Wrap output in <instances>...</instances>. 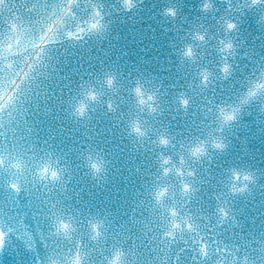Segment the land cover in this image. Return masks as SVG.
Instances as JSON below:
<instances>
[{"label": "water", "instance_id": "1", "mask_svg": "<svg viewBox=\"0 0 264 264\" xmlns=\"http://www.w3.org/2000/svg\"><path fill=\"white\" fill-rule=\"evenodd\" d=\"M38 1L39 0H32L30 2L27 6L28 9L23 11L19 17L20 24H22L25 17L29 15V11L31 12L34 9ZM81 1L86 3L81 5ZM115 1L119 0H107L106 2L109 6L107 9H103V6H100V3L103 2L102 0H80L79 2L76 0L72 5V13L69 14L65 13L68 0H57L56 6L48 7V9L51 10V21L46 22V20L43 19L41 24L45 28H48L51 23H54L57 26L56 30H60V28L62 29V27L66 25V29H62V31L65 33L67 39H69V32H76L80 35L79 29L81 28L86 29L82 34V36H85L89 25L93 22L96 8H99L103 14L102 16L107 19L110 15L115 16L116 19L120 17L119 14H122V11H119L121 7L119 6L120 8L117 7L116 9L114 7V5L116 6ZM156 1L157 0H154V2ZM159 3L160 4L157 5H162L164 8L174 6V8L181 11V15L187 24V28L184 30L186 37L182 36V38L175 40L177 45L175 44L170 48L172 50L178 49L180 52L179 54L182 55L185 62L191 61L190 58L193 56L194 62L192 64H186L187 69L184 71L183 75H180L176 70L180 68L183 62L177 60L176 65L170 67L171 53H164L165 58L163 64L157 60H153L155 67L159 68V78L163 80L161 81L160 90L167 92L165 93L167 95L162 99L156 96V98H158V100H156L157 110L153 112L143 107L144 114L142 113V115H140L139 112H137V94L134 92V89L130 90V95H128L127 98H125L124 90H120V93L124 95L123 98H125V101L131 104L132 109L127 112L131 107L124 106V101H120L116 106L117 108H115L118 116H120V124L133 120L130 119L131 117L129 115L131 114L134 117L139 116L140 119L142 117L144 118V116L148 118L151 114L154 115V118L156 117V122H153L148 127L146 126V122L143 121V126L147 130L146 134H144L145 136L136 134L134 138L131 139L130 135L133 134L132 131L128 134H124L121 137V141L119 142L120 147L117 149L114 158L110 159V156H108L109 151L114 150L112 146L105 152L109 158V160L105 158V163H112L113 166L109 169H105L100 175L88 173L93 175L89 183L82 181L79 175L80 171L76 174L75 179H72L73 186L71 188H64L63 191H56V187L54 186L53 191L55 193H53V197L62 198L61 206L52 207L49 202L51 199L41 198L38 202L41 204L40 209L42 210L36 209L37 211H34L32 209H27L28 217L36 223H39V220H37V217H40L37 214L38 212L45 219L42 224L44 226L46 224L53 225V219L50 214L52 210L59 214V218L71 222L73 227L70 233H63L65 237H69L66 238L67 247L60 250V261L63 264H72V261H70L68 257L71 253L75 256L77 252L80 253L83 264H98L99 257H97L96 253L100 254L101 251H104L102 255L104 259L103 264H112L113 260H108V256L115 250L118 252L122 251L121 256L125 255L133 264H173V260L171 258H165V255L168 252L172 253L170 255L177 256V253L181 255L184 248L189 243L195 241L193 233L197 231L198 228H195L193 232V224H195L197 218L203 220L204 212H209V210L212 215V217L209 215L210 221L212 225L216 227L217 233L221 236L216 237L215 241L220 242L226 240L228 244H233L232 246H234L233 248H229L228 244H225L224 248H220L219 251L228 249L229 255L234 258V256H237V251L241 249V246L248 248V250L252 247V252L254 248H257L260 244L264 247V97L244 103V94L249 87L250 81L258 79L264 74V15H261V13L264 12V5L250 8V0H231V6H229V0H213L214 6L209 10H205L203 8L205 0H160ZM58 4H60V6H58ZM118 5H120L119 2ZM61 9L64 10V12L63 15L59 17L56 11H61ZM113 9L115 12L112 14ZM159 9L160 11L162 10L161 7ZM54 13L57 16H53ZM15 15L16 13L14 11L5 13L0 4V30L6 29L1 25L5 27L8 26L10 21L15 19ZM128 16L129 13L125 16V19ZM227 18L237 19L239 28L232 32L226 31L225 23ZM98 19H100V17H98ZM165 21L166 18L162 16V23L165 24ZM132 24H136V21L133 20ZM156 25L157 24H155V26ZM147 30L149 29L147 28ZM199 34H203L204 39H201ZM171 35L172 34L160 35L156 39L151 36V39H153L154 44L158 45L161 40L165 42ZM229 38L235 41L237 47L234 55L230 54L228 56V62L232 64V71L230 75L225 77L220 67L225 62V54L221 51V48L223 46L222 40L226 41ZM145 41L141 40L138 42V45L142 44L140 48L144 54H146L147 51L143 46L146 45ZM1 42L2 41H0V51L4 52V59H15L17 67L23 69L24 72L27 71V77L36 80L38 75L34 72L39 73L38 80L42 78L40 74L43 70V62L39 61L36 57L40 48H43L42 55H44L45 58L64 59L63 53L54 51L44 52L48 44L40 46L35 36L25 37V39H19L17 41L18 43H14L13 54H9L4 45H1ZM185 45L186 48L183 49ZM24 46H28L29 50L27 47L24 48ZM15 47H18L17 52L14 50ZM189 47L193 49V55H186V50ZM30 50L31 52H29ZM199 52L203 54V57L198 61L196 57L199 56ZM113 56L114 58L111 63L104 65L101 61L92 63L94 69L87 73L94 78L91 84L85 86L89 91L94 90L99 93L101 86L99 88H95L94 86L98 83H103L108 76L119 74L127 68L128 64L126 61L129 60L131 54L121 55L116 53ZM207 57H210L209 60H207ZM140 58L143 59H131V67L137 70L140 66L143 68L141 72L147 75V71L145 70L150 68L153 64L149 62L150 58L145 55ZM119 62H121L122 68H117ZM82 63L85 64L87 62ZM110 64H113L114 72H110L107 69ZM29 65L32 66L34 72L30 71L28 68ZM75 65L76 67L71 68V73L74 74V79H77L79 73L75 72L79 71L82 67L77 65V63H75ZM47 66L50 70L55 68V64L48 63ZM200 66L202 69L199 70ZM206 68L212 72V78L208 86H204L199 80L202 77L203 70ZM129 70L131 69H126L125 73L129 72ZM145 75L143 76V80L145 79ZM195 76H200L197 79L198 81L195 80L197 78ZM64 78L69 80L72 77L67 76ZM83 78H86V75H83ZM135 81L136 78L131 73V82L135 83ZM67 82L69 85L72 84V81ZM145 82H147V78ZM122 83L121 80L115 81V86H119V84ZM169 83L173 84L171 88L169 87ZM138 86L137 84V87ZM51 87L52 89L57 88L62 98H67L65 96L67 91L64 86L51 84ZM199 89H206V91H203V94L198 97L193 96L194 91ZM146 90L149 91V88L147 87ZM179 90H181V93L178 94ZM54 98L55 96L53 99ZM128 98H131V100ZM68 99L70 100V106L76 104V99L74 97L70 96ZM85 99H88V95ZM184 99L189 100L187 105L182 102ZM88 101V109H91L92 103H100L97 104L98 106H95L97 109H93V111L97 116H101L100 123L106 129V132L103 133L102 130H100V132L85 133L86 130L83 129L81 138L86 136L91 143L99 141L100 145L105 143L104 139L106 137H109L110 142L108 143L110 144L117 142V136L114 134L116 124L110 122V120H107V122L103 120L106 119L108 115L107 107L109 106V101L113 104L115 102L114 99H88ZM79 102H81V99L77 104ZM227 102L234 104V107L238 108L239 112L237 118L228 123L221 133L217 130L219 113L221 106L227 105ZM242 103L244 105L241 108ZM51 106H53L52 99ZM174 110L177 113L176 116L173 114ZM52 111L53 113L51 117H47V121L56 116V112L54 110ZM170 116L173 119L170 118ZM77 117H80L82 121H90L87 115L83 117L78 115ZM147 118L146 120H148ZM75 119V117H69L65 119V121L68 122ZM93 127H97V124H93ZM149 127L151 131H148ZM158 127L161 129L160 133H158ZM183 129L188 133L187 138L183 136ZM246 129L252 130L254 138L255 136L259 137L261 141H259L258 145H255L254 142L251 143V135L244 134ZM165 130L168 133L166 138H174L179 144H182L183 149L187 147L188 143H193L191 146L193 149L201 140H211L215 135H223L228 143V148L223 152L211 149L208 154H206L209 156L208 160L214 165V171L209 174L211 188L206 189V192H201L199 189H196L188 194L182 186H179L178 196L180 198H188L186 201H179L182 202L181 205L184 206L182 210H177L179 207L174 204L175 202L172 199L175 198H171V196L174 194L173 186L181 182L182 179V177L178 175L176 169L173 168V164L180 158L179 156L184 157L185 154L183 151L172 150L162 144ZM100 133H103L102 140L99 137L102 136ZM74 137L76 136L67 137L65 142H61L57 146L71 152V155L80 151L86 153L85 150H88L87 148L92 149L90 142L87 146L81 145V138L72 140ZM148 143H152L151 149H153V152H151V149L140 151L136 148V144L146 146ZM235 143L239 144L235 146ZM33 148L41 149V147L35 145ZM154 149L156 150L154 151ZM149 152L151 153L149 154ZM157 153H159V156ZM50 154L51 153L43 150L42 154L39 156V158L43 159L41 165L44 163L55 164L59 162L63 156V152H55L53 158L50 157ZM68 154L70 153H66V155ZM206 155L197 157V155L191 154L189 158L190 161H193L197 158L204 159ZM258 157H260L259 161H263V167L261 168L256 167L255 164L252 163ZM169 164L172 166L171 173L173 174V178L166 180L165 177L167 172H165V169H168L167 166H169ZM235 170L241 173L249 172L255 179L245 181L241 178L237 181L233 176ZM196 171L200 172L198 169H196ZM85 174L86 172H83V175ZM202 174L207 175L204 171H202ZM113 175H115V177H113ZM69 176L70 175H67L66 177ZM34 177L37 179L36 176ZM138 177L142 178L139 179ZM164 179L166 181H164ZM141 181H144L142 186H146V190L144 189L141 192L145 202H143L141 207H134L132 209L124 203V200L130 191H134L136 194L135 197L137 196V187H140ZM52 182L54 183V181ZM158 182H161L160 184L162 185ZM154 183L157 184L150 188V185ZM214 183L215 186L213 187ZM219 184L221 186L220 189L226 192L225 196H221L219 189H216ZM245 184L248 186L246 190L232 191L233 187L238 189ZM166 185L172 189V193H167L163 199H158V189ZM91 188L95 190L93 193L89 192ZM129 188L133 190L129 191ZM257 188L261 189L262 192L259 196H255V190H257ZM151 190H155L154 197L150 196ZM252 192L254 196H252ZM0 194L1 196L3 195L2 193ZM192 198L196 199L198 202L195 208L196 212L194 213L191 211L194 208L190 204ZM30 200L31 202L33 201V199ZM135 201H137V199H135ZM203 202L206 204L207 208L200 207V204ZM258 202H260V205H258ZM21 204L23 206H26V204L28 205V199L23 197L21 199ZM159 204H163L164 207L160 209ZM31 205L29 204V206ZM102 206L105 207V211L101 210ZM221 207L227 210V217L220 211ZM165 208L167 210H164ZM217 208H219V210ZM120 212L122 213L120 214ZM142 213L146 214L148 217V222L145 224H140L135 221L137 218L142 217ZM125 214H127L129 218L128 224L125 223ZM61 215H63V217H61ZM82 217L86 221L83 225H81ZM94 217L101 218L108 232V237L104 242H98V240L87 241L88 237H91V230L87 228V220H91ZM239 219L241 222L238 224L237 222ZM120 223L126 226L123 228V224L121 225ZM30 225H32V223H30ZM189 225H191V227H189ZM197 227H202V224ZM139 229H143L142 231H145L146 234L143 237L137 238L136 231L138 232ZM182 230L186 233L188 240L181 237L179 238V233ZM31 231L32 233H30V236L32 240H30V242L41 236L38 226H35ZM26 233L28 232H21L20 236H23L25 239L28 237ZM92 233H97L96 228L92 229ZM131 245L132 247L135 246V248L127 250ZM37 248L39 253L36 256L40 257L44 252L41 243L37 244ZM16 253L17 252H14L15 255ZM18 253L22 258L21 264H32L31 259L33 258H31L30 261H26L23 258L22 250ZM15 255L12 256L15 258ZM156 255H159L161 258L157 260L155 257ZM9 257L4 254V251H0V264H2L1 261L4 262L3 264L6 262V264H13V261L9 259ZM135 258L140 260L135 262L133 261ZM49 259L50 258L43 259L44 262H40V264H49ZM261 263L264 264V258L261 259Z\"/></svg>", "mask_w": 264, "mask_h": 264}, {"label": "clouds", "instance_id": "2", "mask_svg": "<svg viewBox=\"0 0 264 264\" xmlns=\"http://www.w3.org/2000/svg\"><path fill=\"white\" fill-rule=\"evenodd\" d=\"M71 2H72V0H70V3ZM124 2L128 6H132L134 4L135 0H124ZM260 5H264V0H250V4H249L250 8L253 6H260ZM213 6H214L213 0H205V3L203 4V8L205 10H209ZM229 6H231V0H229ZM169 10L170 9H168V13L170 15L175 16L177 14L176 9H174L175 10L174 14H171L169 12ZM261 15H264V12H262ZM230 24H232L234 26L229 27ZM225 28H226V31H228V32H232V31L237 30L239 28L238 20L232 19V18H227L226 23H225ZM199 35L201 36V34H199ZM222 45L223 46L221 48V51L224 52V54H225V56H224L225 62L220 67H221V72L225 74V77H227L228 75L231 74V71H232V64L230 62H228V56L230 54L234 55L237 45H236L235 41L231 38H229L226 41L222 40ZM187 50H186V55H189L187 53ZM193 54L194 53H193V49H192L191 55H193ZM225 65L228 66L227 71L224 70ZM202 76H203L202 83L204 84V86H208L209 82L211 81V78H212V72L206 68L203 70ZM205 76L207 77L206 80L204 79ZM115 81H116L115 76H111V75L108 76L107 80H106L108 87L113 88L115 86ZM134 92L137 94V102L139 104H141L143 107L148 108L149 111L154 112L157 110V105H156L157 98H156L154 93H150L146 89L139 87V86L134 89ZM87 95H88V99H91V100H98L100 98V94L94 90L89 91V93ZM261 97H264V74H262L258 79H254V80L250 81L249 87L247 88V90L244 94V103H248L251 100L261 98ZM82 106H83V110L81 111ZM88 107H89V105L85 101L79 102L76 106L77 114L80 115L81 117L85 116L88 112ZM109 107H112L111 101H109ZM143 107H142V110H143ZM234 108L238 109L234 106L233 107L221 106L220 113H219L218 129H217L219 132L222 133L224 128L227 126V124L234 121V120L226 119V116L229 113H231ZM238 112H239V109L236 112V117L238 115ZM129 127L133 133H136L138 135H144V134H146V131H147L144 128L143 121L139 118V116H137L136 118H134L133 120H131L129 122ZM165 139L167 140V143L170 142L167 138H164L163 143H165L164 142ZM167 143H165V144H167ZM196 148H200L201 151L199 153L195 152ZM227 148H228V143L226 142L225 137L223 135H215V136H213V138L211 140H206V139L201 140V142L199 144H197L193 147L192 151H193V154H195L197 156H202V155L208 154V152L211 149L223 152ZM3 163H4V158L0 157V164H3ZM96 165H99V167L97 168ZM15 166L17 168L20 167L19 164H16ZM89 167L91 168L93 175H100L104 172L106 164H104L100 159L93 157L89 160ZM168 170L170 171V169H168ZM53 173H56V174L53 175ZM244 173H246V172H244ZM244 173H241V174L243 175ZM247 173H249V172H247ZM35 176L40 181H57V180L62 179L60 169L54 167L50 163H44L41 166H39L36 169ZM251 176L253 177L252 180H254L255 177L252 174H251ZM13 184H18V183L13 182ZM235 188L236 187L232 188L233 192H236L234 190ZM167 193H168V188L166 186H161L157 191V198L163 199L167 195ZM220 211L225 216V212H224L223 207H221ZM64 221H66V220L63 218H59V217L54 219L53 228H54L56 233L69 234L68 232H65L63 229V222ZM189 227H191V225H189ZM8 231H5V232L7 233ZM234 260L239 261V264H255V262L253 260H251V258L248 255H245L242 259L239 256H234ZM49 264H61V261L56 255H53L49 259ZM112 264H113V262H112ZM221 264H231V262H229L227 259H225L224 261L221 262Z\"/></svg>", "mask_w": 264, "mask_h": 264}, {"label": "snow or ice", "instance_id": "3", "mask_svg": "<svg viewBox=\"0 0 264 264\" xmlns=\"http://www.w3.org/2000/svg\"><path fill=\"white\" fill-rule=\"evenodd\" d=\"M76 2V0H72V2L70 3V0H68V3H67V5H66V7H65V13H72V5L74 4ZM174 9H170L169 10V12L171 13V14H174ZM95 15L97 16V17H102V13H101V11H100V9L99 8H96V10H95ZM234 25H232V24H230L229 25V27H233ZM14 29H16L17 28V26L16 25H13L12 26ZM102 27V23H101V20L100 19H96V20H93V22L91 23V25H90V28L91 29H93V30H98V29H100ZM86 31V29H84V28H81V29H79V33H80V35H78L76 32H69L68 33V36H69V38H74V39H79V38H82V34L84 33ZM57 34V32H56V25L55 24H50L49 26H48V28H47V31L44 33V37H45V39L43 40V43L44 44H48V43H50V42H53V41H51L50 39H48L49 37H52V36H54V35H56ZM200 38L201 39H203L204 37H203V35L201 34V36H200ZM18 43V42H17ZM6 50H7V52L9 53V54H13V44H11V43H9L7 46H6ZM43 53V48H40L39 49V51L37 52V54H36V57H37V59H39V57H40V55ZM187 53L189 54V55H191L192 54V49H191V47H189L188 48V50H187ZM3 57H4V52L3 51H0V60H3ZM7 67H11L12 65H11V63H9L8 65H6ZM29 67L31 68V65H29ZM227 69H228V66L227 65H225V67H224V70L225 71H227ZM27 75V73H25V76ZM204 79L206 80L207 79V77L205 76L204 77ZM94 95V94H93ZM10 98V97H9ZM4 99V96H3V94H0V101H2ZM183 103L185 104V105H187L188 103H189V101L187 100V99H184L183 100ZM0 107H2V104H0ZM83 110V106H82V108H81V111ZM238 111V109H233V111L231 112V113H229L227 116H226V119H228V120H235L237 117H236V112ZM164 142L165 143H167V140L165 139L164 140ZM201 151V149L200 148H196L195 149V152H197V153H199ZM96 167L98 168L99 167V165H96ZM165 171L167 172V171H169L168 169H165ZM56 173H53V175H55ZM234 176H235V179L238 181V180H240L241 178H243L245 181H248V180H252L253 179V177L251 176V174L250 173H244L243 175L241 174V172L240 171H235L234 172ZM13 188H15V189H17L18 191H19V189H20V186L18 185V184H12L11 185ZM185 187H186V189H189L190 190V188H191V186L190 185H185ZM247 184H245V185H242L240 188H235L234 190L235 191H244V190H246L247 189ZM224 212H225V217H227L228 216V212H227V210L226 209H224ZM72 224L70 223V221H64L63 222V229H64V231L65 232H68V233H70V231H71V229H72ZM95 228H96V232H97V234H99V226L98 225H96L95 226ZM10 231H12L11 229L6 233L5 232V229H4V227L3 226H0V251H2L3 250V248L5 247V244H6V241H7V237H8V235L10 234ZM26 235H29L30 236V234L29 233H26ZM203 249H204V255L205 256H207L208 255V251H207V249H208V245L207 244H204L203 245ZM120 259H121V253L120 252H117L116 253V255H115V257H114V259H113V264H120ZM72 264H83V260H82V257H81V255H80V253L79 252H77L76 254H75V256H74V258H73V261H72Z\"/></svg>", "mask_w": 264, "mask_h": 264}]
</instances>
